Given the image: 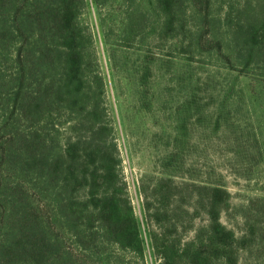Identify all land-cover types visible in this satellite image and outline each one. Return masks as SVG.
<instances>
[{
  "label": "trees",
  "instance_id": "obj_1",
  "mask_svg": "<svg viewBox=\"0 0 264 264\" xmlns=\"http://www.w3.org/2000/svg\"><path fill=\"white\" fill-rule=\"evenodd\" d=\"M90 4L107 47L144 54L140 82L161 64L264 68V0H0V264H147ZM233 114L226 155L248 178L262 155ZM177 172L140 181L160 264H264V198L233 207L215 167Z\"/></svg>",
  "mask_w": 264,
  "mask_h": 264
},
{
  "label": "rangeland",
  "instance_id": "obj_2",
  "mask_svg": "<svg viewBox=\"0 0 264 264\" xmlns=\"http://www.w3.org/2000/svg\"><path fill=\"white\" fill-rule=\"evenodd\" d=\"M93 6L89 5L86 21L94 31L106 79L105 103L114 124L121 174L140 224L147 264H160L152 241L156 226L147 217L140 189L144 175L166 177L164 172L186 174L194 168L201 173L213 166L224 177L233 207L244 205L248 197L264 198V68L255 67L254 74H237L200 69L196 64H161L160 69L152 68L144 83L140 82L145 77L139 69L144 54L107 47ZM150 51L160 53L156 48ZM206 78L209 81L204 83ZM230 88L236 91L228 99L234 113L232 133L253 132L262 155L261 160L253 162L248 178L233 170L236 163L229 162L226 155L228 130L221 116L230 108L223 106V95ZM237 89L243 91L244 101L236 96ZM234 221H238L235 216L222 217L227 226Z\"/></svg>",
  "mask_w": 264,
  "mask_h": 264
}]
</instances>
